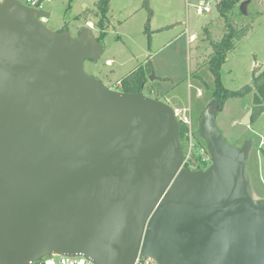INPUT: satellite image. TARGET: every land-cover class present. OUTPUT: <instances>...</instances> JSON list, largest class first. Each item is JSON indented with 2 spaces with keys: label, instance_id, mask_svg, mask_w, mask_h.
Returning a JSON list of instances; mask_svg holds the SVG:
<instances>
[{
  "label": "water",
  "instance_id": "95a60500",
  "mask_svg": "<svg viewBox=\"0 0 264 264\" xmlns=\"http://www.w3.org/2000/svg\"><path fill=\"white\" fill-rule=\"evenodd\" d=\"M48 15L0 3V264L51 254L94 264H136L139 255L158 264H264L252 143L227 141L219 100L199 122L212 165L183 167L174 108L88 74L86 60L103 51L98 38L87 28L53 30L39 18Z\"/></svg>",
  "mask_w": 264,
  "mask_h": 264
},
{
  "label": "rangeland",
  "instance_id": "374dc122",
  "mask_svg": "<svg viewBox=\"0 0 264 264\" xmlns=\"http://www.w3.org/2000/svg\"><path fill=\"white\" fill-rule=\"evenodd\" d=\"M98 1L53 0L46 7V25L56 31L68 30L75 36L87 28L98 38ZM201 1L111 0L106 34L100 41L102 54L97 61L85 62L88 74L120 89L118 81L136 68L151 70L144 92L172 107L190 108L198 137L202 112L216 91L209 59L214 43L227 30L218 1L212 0L211 10L200 14L196 6ZM244 1L240 0L230 13L229 23L238 30L246 26L250 30L237 40L222 66L223 86L232 90L251 84L253 75L264 69V0H250L248 15L240 11ZM252 108L253 94L228 99L217 113V125L235 146L251 141L249 172L254 196L259 199L264 198V143L260 144L264 137V112L252 121Z\"/></svg>",
  "mask_w": 264,
  "mask_h": 264
},
{
  "label": "trees",
  "instance_id": "16d2710c",
  "mask_svg": "<svg viewBox=\"0 0 264 264\" xmlns=\"http://www.w3.org/2000/svg\"><path fill=\"white\" fill-rule=\"evenodd\" d=\"M110 1L111 0H99L96 3L97 15L99 16V41H101L106 34L107 19H109L108 14L110 11ZM217 1L219 14L226 21L225 27L227 30L224 36L214 43V53L209 59L210 71L212 72L216 83V91L213 95V98L219 100L222 109L224 102L228 99L244 98L250 94H253L251 119L254 121L258 119L264 112V69L260 70L259 68L258 70H260V72H256L253 75L252 83L244 85L240 89L232 90L223 86L222 66L227 61V54L235 48L237 40L241 39L249 32L250 27L246 26L238 30L235 27H232L229 23V15L240 0ZM149 72L143 66L136 68L129 75L120 80V87H122L121 90L128 92H138L145 90L148 83ZM198 134L200 135V132H198ZM183 137L184 132L181 128V139H183Z\"/></svg>",
  "mask_w": 264,
  "mask_h": 264
},
{
  "label": "built area",
  "instance_id": "2783aa9c",
  "mask_svg": "<svg viewBox=\"0 0 264 264\" xmlns=\"http://www.w3.org/2000/svg\"><path fill=\"white\" fill-rule=\"evenodd\" d=\"M4 0H0L2 3ZM23 4L34 8L39 11H46V7L49 2L53 0H19ZM212 0H203L196 7L198 13L202 14L204 12H209L211 10ZM41 21L47 22L48 16H40ZM92 28V27H91ZM120 86V84H118ZM175 114L179 119L181 128L184 132V137L182 140L185 159L183 162V167L190 170H200L207 169L212 165V156L209 152L208 146L203 142V138L199 135L197 136L193 116L190 108L188 107H173ZM264 140L261 141V144ZM38 264H94L92 260L86 258L83 254L77 256H64L58 254L46 255L41 258ZM35 263V264H37ZM136 264H158L156 260L151 257H145L139 255Z\"/></svg>",
  "mask_w": 264,
  "mask_h": 264
},
{
  "label": "crops",
  "instance_id": "0c3cea01",
  "mask_svg": "<svg viewBox=\"0 0 264 264\" xmlns=\"http://www.w3.org/2000/svg\"><path fill=\"white\" fill-rule=\"evenodd\" d=\"M195 38V37H194ZM118 84H120V80L118 81ZM107 85V84H106ZM117 88V87H116ZM117 89H120V88H117ZM121 90V89H120ZM173 107H186V106H173ZM264 140V137L262 136V139L261 141ZM242 142L244 143V140H242ZM261 144V142H260Z\"/></svg>",
  "mask_w": 264,
  "mask_h": 264
}]
</instances>
